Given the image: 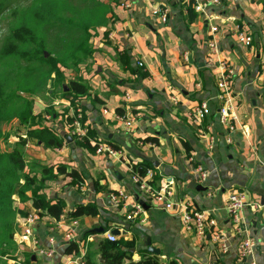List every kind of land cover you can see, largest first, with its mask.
Returning a JSON list of instances; mask_svg holds the SVG:
<instances>
[{
	"label": "crops",
	"instance_id": "crops-1",
	"mask_svg": "<svg viewBox=\"0 0 264 264\" xmlns=\"http://www.w3.org/2000/svg\"><path fill=\"white\" fill-rule=\"evenodd\" d=\"M128 2V7H122L119 0L109 2L111 11L98 28L89 62H82L76 75L89 88L80 98L83 122L90 126L89 136L93 133L91 138L112 144L121 154L111 157L76 145L70 133L72 122L67 118L73 117L74 109L65 98L69 104L62 111L54 108L58 115L49 119L46 115L43 123L72 136V141L61 148L35 142L41 152L31 159L39 166L65 164L68 170L75 168L84 182L77 186L69 175L61 174L45 181L44 192L51 199L63 198L65 213L75 204L93 202L99 206V214L78 218L80 228L75 242L91 264H101L99 240L123 227L128 228L124 237H135L138 242L132 249L134 260L140 259L138 250L146 247L149 236L153 246L160 249L156 256L163 264H237L239 242L226 202L231 192L243 191L244 220L256 240L255 250L244 264H264V79L260 76L264 0H221L195 17H190L177 0ZM155 10L160 13L155 14ZM161 15L167 19L164 21ZM213 26L218 27L214 34ZM239 30L252 35V46L239 42ZM212 34L219 52L210 62L207 40ZM122 53L128 57L130 68L121 64ZM139 61L143 66L138 65ZM221 61L234 70L236 130L231 141H227L228 128L219 115L216 81L222 72ZM139 68H144L147 76H140ZM202 102L209 104L210 113L200 118L195 110ZM128 113L136 118L133 132L125 129L122 119ZM144 160L154 165L150 178L158 177L156 188L168 186L174 199L190 201L216 219L229 246L227 252L220 250L210 234L200 240L187 229L179 206L169 209L164 199L140 194L131 178L130 165ZM199 166L208 174L203 183L198 180ZM37 171L40 178V167ZM120 189L126 192V205L141 204L144 220L126 222L124 210L107 202L106 194ZM28 208L29 212L33 210L30 200ZM65 213L59 219L41 217L36 225L41 247L47 246L48 236L54 234L55 255L43 256L28 240L19 239L20 261L70 264L73 254L65 252L64 233L71 219ZM100 227L103 233L96 231ZM51 228L56 231L51 232ZM79 255L81 252L75 257Z\"/></svg>",
	"mask_w": 264,
	"mask_h": 264
},
{
	"label": "trees",
	"instance_id": "trees-1",
	"mask_svg": "<svg viewBox=\"0 0 264 264\" xmlns=\"http://www.w3.org/2000/svg\"><path fill=\"white\" fill-rule=\"evenodd\" d=\"M117 0H110L109 2H116ZM61 3L58 0H41L39 4H35L34 8L29 14L35 20L38 29L34 31V28H30L27 24V16L21 21L22 23L18 28H12L9 32V35L5 38L3 45L0 50V63L5 61L9 64V71L6 73H0V140L3 138L6 143L8 138V133L6 131L7 117L6 111H8L11 104L16 100L24 102V97L20 93L11 91L12 83L17 82V77L23 75L25 77H35L36 75L45 76L47 80H53L59 83V81L67 80L64 85L61 86V93L64 97L68 98L70 104L72 105L74 111L77 108H83V105L80 103V98L83 95L87 94L89 88L82 82V79L79 77L68 78L64 72L60 63H63L65 66L68 64L65 63L68 58L58 57L52 54L51 51L47 53V47L49 45L47 35L52 29L56 30V25L59 22H64L62 17H60L61 12L59 7ZM108 11H111V5L109 4ZM8 9L12 15L16 14V8L12 6L11 0H0V15ZM187 13L190 17H195L196 12L192 8V3H189L187 6ZM107 14V13H106ZM106 16V15H105ZM52 26V27H51ZM22 30V31H21ZM62 31V30H61ZM64 31V30H63ZM68 31V30H67ZM65 32V31H64ZM86 32L87 37L90 36L89 29ZM63 33L53 36L51 43L53 46H60V35ZM69 37L72 35H68ZM40 37V41L37 43V56H30L29 52L25 50L28 47L30 42L37 41V38ZM88 38L82 40V44H86ZM84 54L88 56L92 53V48L88 49L83 47ZM62 46V44H61ZM72 54L77 53V48L73 47ZM47 54V55H45ZM119 54V60L123 66L130 68L128 57ZM75 64L82 63V58L78 56H73ZM22 59L25 60V63L22 62ZM3 64V63H1ZM0 64V66H1ZM67 64V65H66ZM78 64V65H79ZM138 72L140 76H147V72L144 71V68H139ZM54 74V76H52ZM67 87V89H65ZM46 113L40 112L39 114L34 113L33 106L30 104V107L26 111H21L18 115L19 123L27 127V134L23 136L19 135V141L15 143L13 148L0 150V214L3 211H14V201L12 196L17 194L20 198L25 200H30L32 203L33 209L38 211L40 217L48 216L54 219H59L64 213L66 207V202L63 198H49L44 192L43 188L45 187V181L54 180L58 175L64 174L69 175L72 178L73 183H82L84 178L81 173L72 168L68 170L65 164L57 165H45L41 166L40 173L41 177L37 176L38 171L34 174L27 172L28 160L24 156V145L28 142L29 139L41 143L47 148H61L66 141H68L67 134H60L54 128L47 126L43 123L46 120V115L49 114L51 118H55L58 113H56L54 107L47 108ZM83 111V109H82ZM68 112V111H67ZM76 112H74L73 116ZM67 115V113H66ZM69 121H73V117L69 118ZM84 119V117H83ZM21 129V128H19ZM91 136H94L93 133H90ZM90 136V138H91ZM74 137V136H73ZM75 138V137H74ZM90 138L86 137L83 140L74 139L76 145L88 148L92 151H95V146L91 145ZM151 141H156L155 139H150ZM186 143V142H184ZM3 144L1 143L0 146ZM154 170V165L149 160H144L142 162L132 163L131 164V173L137 174L140 177L148 176L149 173ZM158 177L154 175L153 179L150 180L153 186L156 185ZM22 180V182H21ZM16 185H19L16 188ZM27 191H30V194L27 195ZM11 206V208H10ZM8 207V208H6ZM100 212V208L97 204L90 202L87 204H75L69 211L65 213L68 219L79 218L87 215H97ZM28 215V213H26ZM0 226V235L3 234V238L9 231L10 237L14 235V230L5 232ZM135 245H138L135 237L132 239L125 238L120 236L117 240L111 241L108 238H102L98 242V251L100 255L101 264H163L160 263L159 257L151 254L145 248H140L138 253L140 255L139 260L133 259V248ZM10 246V245H7ZM79 244L77 242H70L66 246L65 252L68 254H78ZM10 253L9 248L3 247L0 248V264H8L3 261L8 259V254ZM85 259L89 261L87 254L84 253ZM28 261L17 260L15 264H27ZM170 264H173L170 262Z\"/></svg>",
	"mask_w": 264,
	"mask_h": 264
},
{
	"label": "built area",
	"instance_id": "built-area-1",
	"mask_svg": "<svg viewBox=\"0 0 264 264\" xmlns=\"http://www.w3.org/2000/svg\"><path fill=\"white\" fill-rule=\"evenodd\" d=\"M129 0H119V4L122 7L129 6ZM181 4H184L185 8L189 3H192V8L196 13L202 14L206 12V9L211 5H217L221 3V0H177ZM155 14L160 13L159 10L154 11ZM162 19L165 21L167 18L161 15ZM212 33L218 31L217 26L212 27ZM261 36L264 39V16L261 20ZM207 40L208 47V58L210 62H213L217 53L219 52V45L214 35ZM237 38L239 42L246 46H252L253 37L251 34L246 32V30H239L237 32ZM262 69L260 76L264 79V52L262 54ZM139 66H143L141 61L138 62ZM221 68V74L216 81V86L219 89V101L221 102L219 108V115L221 122L228 128V138L227 141H231V134L236 130L235 127V116L233 113V98H232V83L234 79V70L230 64L225 61L219 63ZM75 115L73 116V121L70 125V133L77 140H83L89 136L90 126L86 121L83 122V113L81 107L77 108ZM196 116L203 118L210 113L209 104L207 102H202L195 110ZM125 129L129 132L134 131L135 125V115L128 113L123 118ZM91 143L95 146V152L97 154L108 155L111 157L120 156V151L117 150L112 144L101 140L99 138H90ZM131 170V165H130ZM198 180L203 183L207 180V171L201 166L198 167ZM131 178L138 186V190L141 195L145 198H152L157 200H163L166 202V208L172 209L175 206L181 208L182 221L184 226L195 232L200 240H205L207 234H210L211 238L219 245L220 250L224 253L229 250V246L224 240V234L222 230L218 227L216 219L211 216L209 212L195 208L190 201L186 200H176L172 195V191L167 187L156 188L150 182V173L148 176L140 177L137 174L131 173ZM82 185L77 183V186ZM107 202L113 206L122 208L123 217L126 222H132L139 219L144 220L143 208L141 204L126 205L127 195L125 190L120 189L117 191H111L106 194ZM245 194L243 191H233L229 194L226 209L229 216V221L232 226L234 236L238 240V257L237 264H244L246 260L253 254L256 246V240L254 236L250 233L248 225L244 220V209H245ZM41 217L38 211L33 209L26 215L24 219L25 223L21 227V239L28 240L32 246L38 248L37 250L43 256L53 257L56 253L57 240L54 234L48 236V244L45 247H41L39 244L38 236L36 235V225ZM80 228L78 218H73L70 220V228L64 233V239L67 245L70 242L76 240L78 230ZM120 235L114 234L109 231L106 234V238L111 241H115L119 236H127L128 228H119ZM56 228H51V232H55ZM81 255L75 257V253H72L73 259H71L70 264H90L84 256L81 248H79ZM252 264H255L251 261Z\"/></svg>",
	"mask_w": 264,
	"mask_h": 264
},
{
	"label": "rangeland",
	"instance_id": "rangeland-1",
	"mask_svg": "<svg viewBox=\"0 0 264 264\" xmlns=\"http://www.w3.org/2000/svg\"><path fill=\"white\" fill-rule=\"evenodd\" d=\"M12 6L16 8V14L12 15L8 9H6L3 14L0 15V50L3 45L5 38L9 35V32L12 28H18V26L22 23L23 19L27 16V24L30 28H34L33 30L37 32L38 29L35 20L30 16L34 5L39 4L41 0H11ZM61 3L59 7V11L61 12L62 20L64 22H59L56 25V30L53 31L54 27H52L50 32L47 35V39L49 42L47 49L51 51L52 54L58 57H65L68 60L65 66L63 63H60L66 76L68 78L77 77L76 75L79 73L77 71L79 65L82 63L75 64L73 56H78L82 58L81 62L87 61L89 62L90 56L86 53L84 54V50H82V40L88 38L86 44L83 47L90 49L92 48V44L94 45V39L99 36L98 28L100 25L106 21V16L109 14V1L110 0H58ZM106 13H108L106 15ZM106 15V16H105ZM89 29L90 36L87 37L86 32ZM62 30V31H61ZM65 32H64V31ZM68 30V31H67ZM22 31V30H21ZM60 35V46H53L52 41L53 36ZM72 35V36H68ZM40 37L37 38V41L30 42L26 51L29 52L30 56H37V42L40 41ZM62 44V46H61ZM73 47L77 48V53L72 54ZM47 55V54H45ZM22 62L25 63V60L22 59ZM3 63V64H1ZM0 73H6L9 71V64L5 61H1ZM54 76V74H52ZM67 82V80H63L62 82L47 80L45 76L36 75L35 77H25L23 75H19L17 77V82L12 83L11 91H15L21 94L24 97L25 101L16 100L9 107L8 111H6L7 124L6 131L8 133L7 143L1 138L0 150L11 149L15 145L16 142L19 141V135L26 136L27 127L21 125L19 123L18 115L21 111H26L29 109L30 104L33 106L34 113L39 114L40 112L46 113L47 108H58L59 111H62L69 102L66 100L61 93V86ZM66 98V99H65ZM49 117L51 116L49 114ZM51 121V119H50ZM21 128V129H19ZM36 141L29 139L27 143L24 145V156L28 160V168L27 172H31L34 174L36 170L41 169V166L37 165L36 158L34 155L39 154L41 152V148L37 147ZM47 165V164H46ZM22 182V180H21ZM19 185H16L18 188ZM30 194V191H27V195ZM14 202V211H3L0 214V226L6 230L5 232L14 230V235L12 237L8 236L9 232L3 237V234L0 235V248L6 247L9 248L10 253L8 254V259L3 261L8 264H15L17 260L21 257L20 252L18 251V241L21 239V227L24 225V219L26 218V213H29L28 208V199L25 200L20 198L17 194L12 196ZM8 208V207H6ZM11 208V206H10ZM10 245V246H7Z\"/></svg>",
	"mask_w": 264,
	"mask_h": 264
},
{
	"label": "water",
	"instance_id": "water-1",
	"mask_svg": "<svg viewBox=\"0 0 264 264\" xmlns=\"http://www.w3.org/2000/svg\"><path fill=\"white\" fill-rule=\"evenodd\" d=\"M65 89H67V87H65ZM68 141L69 142L72 141V136H68ZM96 231L99 232V233H103L104 232V228L103 227L97 228ZM112 232L114 234H117V235L120 234V231L118 229H113ZM145 244H146V249L148 250V252H150L151 254H155V255H159L160 254V249L155 247V246H153L152 240H151V238L149 236L146 238Z\"/></svg>",
	"mask_w": 264,
	"mask_h": 264
}]
</instances>
